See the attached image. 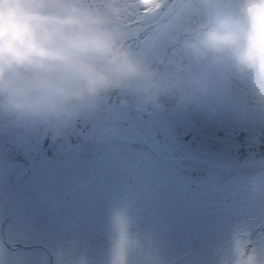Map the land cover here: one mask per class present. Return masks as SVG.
<instances>
[{"label":"rangeland","instance_id":"obj_1","mask_svg":"<svg viewBox=\"0 0 264 264\" xmlns=\"http://www.w3.org/2000/svg\"><path fill=\"white\" fill-rule=\"evenodd\" d=\"M50 2L100 17L154 98L133 85L60 100L28 125L36 154L30 113L0 108V162L20 150L21 164H0V264H264V101L202 44L234 27L239 0L216 23L213 0ZM108 123L118 137L96 142ZM123 184L130 218L112 202Z\"/></svg>","mask_w":264,"mask_h":264},{"label":"clouds","instance_id":"obj_2","mask_svg":"<svg viewBox=\"0 0 264 264\" xmlns=\"http://www.w3.org/2000/svg\"><path fill=\"white\" fill-rule=\"evenodd\" d=\"M102 25L50 0H0V108L55 116L60 100L133 85L153 99L155 86L135 80L136 68ZM202 44L248 72L264 101V0H239L234 27L206 32Z\"/></svg>","mask_w":264,"mask_h":264},{"label":"water","instance_id":"obj_3","mask_svg":"<svg viewBox=\"0 0 264 264\" xmlns=\"http://www.w3.org/2000/svg\"><path fill=\"white\" fill-rule=\"evenodd\" d=\"M214 2H215V18L217 19L219 17V11H220V0H214ZM112 131L113 130H111L110 128H107L104 131L103 138L108 139L111 136H113ZM126 191H127L126 186L118 188L114 194V203L121 210L122 213H124L125 215H132L136 212V210L125 206L123 201Z\"/></svg>","mask_w":264,"mask_h":264}]
</instances>
